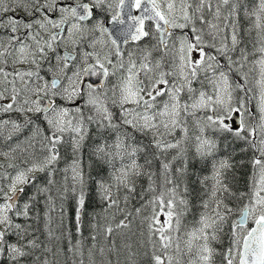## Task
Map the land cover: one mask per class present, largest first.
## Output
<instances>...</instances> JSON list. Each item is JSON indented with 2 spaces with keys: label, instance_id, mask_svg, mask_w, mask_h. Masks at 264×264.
<instances>
[{
  "label": "snow or ice",
  "instance_id": "snow-or-ice-1",
  "mask_svg": "<svg viewBox=\"0 0 264 264\" xmlns=\"http://www.w3.org/2000/svg\"><path fill=\"white\" fill-rule=\"evenodd\" d=\"M134 220L128 264H264V0H0V264Z\"/></svg>",
  "mask_w": 264,
  "mask_h": 264
},
{
  "label": "trees",
  "instance_id": "trees-1",
  "mask_svg": "<svg viewBox=\"0 0 264 264\" xmlns=\"http://www.w3.org/2000/svg\"><path fill=\"white\" fill-rule=\"evenodd\" d=\"M252 0H249L246 4L251 5ZM247 25H245L246 27ZM238 160H244L245 164L243 167L235 169V175H236V187L234 190H240V191H246L247 190V183L249 179V175L251 174V165L248 163V160L250 159V154L248 156H242L238 157ZM137 206H139L137 204ZM191 219V217H189ZM43 225L41 224V227ZM141 231L142 229L139 226V221L134 220L131 225V231L124 230L125 234L120 235H114L112 237L113 240L116 242V246L118 249V255L116 252H113L108 259L112 261V264H128L126 261L127 251L123 248L124 243H129L133 246V250L143 252L144 249H141L138 247V241L142 239L141 237ZM85 236H87V232H85ZM90 241H85L86 246L89 245ZM109 241L101 240L102 245H108ZM76 259L71 253H68L66 250L61 252L59 255V264H73V260ZM138 264H147L146 258L143 257V255L138 256L137 258ZM87 264V261H86ZM97 264H100L99 258H97Z\"/></svg>",
  "mask_w": 264,
  "mask_h": 264
},
{
  "label": "rangeland",
  "instance_id": "rangeland-1",
  "mask_svg": "<svg viewBox=\"0 0 264 264\" xmlns=\"http://www.w3.org/2000/svg\"><path fill=\"white\" fill-rule=\"evenodd\" d=\"M249 0H245V3H247Z\"/></svg>",
  "mask_w": 264,
  "mask_h": 264
}]
</instances>
